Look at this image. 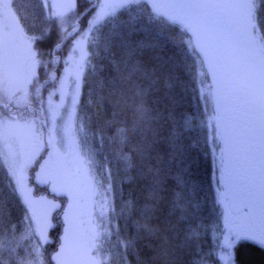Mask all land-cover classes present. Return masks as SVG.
Returning a JSON list of instances; mask_svg holds the SVG:
<instances>
[{
	"label": "snow or ice",
	"instance_id": "6c2138e0",
	"mask_svg": "<svg viewBox=\"0 0 264 264\" xmlns=\"http://www.w3.org/2000/svg\"><path fill=\"white\" fill-rule=\"evenodd\" d=\"M15 2L3 0L0 4L4 9L0 13V107L7 112V115L0 112V167L7 169L9 193L20 199L24 206L22 222L26 223V228L17 238L16 225H12L13 235L8 236L3 220L5 201L0 190V264H44L42 248L49 243L47 233L53 227L50 217L62 206L46 197L32 195V189L28 187L29 170L36 164H39L36 181L51 185L53 193L62 192L69 198L68 206L63 210L65 227L61 243L52 260L56 264H84L81 254L95 251L97 245L86 243L78 229L82 221L78 222L74 212L78 206L86 208L93 204L97 195V181L93 174L95 164L83 149L86 139L78 144L73 130L84 67L90 62L84 44L90 34L98 33L91 43L104 53L102 59L108 61L115 73L97 81V103L103 106L105 96L101 93L106 87L111 97L119 86L130 84L135 90L134 95L140 98L135 105V113L138 120L143 121L148 118V109L143 102L148 89L134 77L148 81L150 88L157 83L153 79L157 70L166 69L165 86L171 87L173 82H181V73L187 74L190 70L179 59L178 52L167 58L158 57L163 62L152 69L136 59L146 47L163 50L166 40L162 33L166 23L180 25L182 32L188 35L185 42L196 58L194 64L198 65L196 74L200 77L202 96L206 104L212 105L210 120L214 121V139L220 147L217 203L222 206L223 230L214 237L212 250L207 256L215 257L218 264H241L239 251L242 247L255 248L264 254V31L257 14V0H83L82 10L81 0H40L45 12L44 21L54 22L59 29L57 42L47 53L34 50L33 42L38 37L25 35L13 8ZM142 5H147V8ZM133 8L135 13L131 12ZM122 10L129 12L127 21L118 19ZM145 12L149 20L159 21L160 31L146 29L150 42L133 41L132 35L140 31L136 21ZM70 19L72 23H69ZM85 20L86 29L73 41L71 51L63 61L65 74L59 78V87L49 92L45 101L42 89L57 77L53 71L41 83L37 68H48L49 65L55 68L60 62L57 52L80 31V22ZM108 25L111 27L105 33L103 28ZM68 27H71L70 32ZM48 34L49 28H45L39 39ZM77 52L79 58L74 55ZM95 55L99 56V52ZM103 70L101 68L100 72ZM56 94L60 96L59 103H53L52 98ZM13 99L24 101L26 114L13 110ZM69 100L71 110L65 120L62 110H68ZM122 100L126 103L123 93L114 107L119 106ZM116 115L118 113L114 111L113 117ZM61 120H64L63 124ZM184 124L190 126L187 119ZM82 130L81 124L79 131ZM127 132L123 127L117 128L116 136L121 143L128 140ZM148 147L137 148L146 169L140 175L148 181L145 199L158 202L163 183L160 165L163 162L157 157L153 165L148 157ZM45 152L47 156L43 157ZM119 159L126 168L133 167L128 154L121 153ZM72 163L76 168L70 172ZM175 179L178 187L184 186L181 176L177 175ZM111 190L110 180L109 187L105 189L101 218L113 211L108 199ZM182 199L181 193L175 194L174 210L190 206V201L181 203ZM134 207L133 201H127L122 213H131ZM154 207V203H146L141 210L142 215L146 216ZM138 227L149 233L158 231L147 222H138ZM93 228H106V225L102 222L94 224ZM172 230L175 231L174 226ZM101 234L94 230L92 239H98ZM199 235L198 226L189 224L185 229L186 241L198 239ZM33 236L39 237L40 243L34 245L28 255L35 259L25 260L18 256V249L22 241ZM130 244L131 241L126 242L125 247ZM161 246L165 249L164 255L168 256L171 246L167 236L163 237ZM5 251L9 254L7 260L4 259ZM260 264H264V256Z\"/></svg>",
	"mask_w": 264,
	"mask_h": 264
},
{
	"label": "trees",
	"instance_id": "16d2710c",
	"mask_svg": "<svg viewBox=\"0 0 264 264\" xmlns=\"http://www.w3.org/2000/svg\"><path fill=\"white\" fill-rule=\"evenodd\" d=\"M13 6L17 14L22 15L19 19L24 32L38 37L34 41L35 45L40 52L47 53L57 42L59 29L54 22L44 21L45 12L40 0H16ZM83 6L81 0V10ZM142 7L147 8V5ZM131 12L135 13L136 9L133 8ZM257 14L262 21L261 29L264 31V0H257ZM128 18L127 10L118 13L119 20L127 21ZM80 24L82 28L87 21H81ZM110 27L111 25L104 27L103 31L107 33ZM136 27L140 31L132 35L133 41L150 42L151 38L146 29L160 31L159 21L149 20L147 12L141 14V18L136 21ZM45 28H49V34L39 39ZM81 28L80 31L84 29ZM96 35L98 33L90 34L89 40L86 41V52L89 54L90 62L85 63L84 67L75 125L78 131L81 124L83 125V130L78 135L79 142L86 139L83 147L94 153L101 172H105L107 168L108 183L111 180L113 211L108 216L105 229L106 245L109 248L107 264H218L215 257H209L207 253L212 250L214 237L223 229L222 206L217 203L220 147L217 146L218 141L214 139L210 105L205 103L198 84L196 74L198 65L194 64L196 58L191 55L185 42L188 35L182 32L180 25L166 23L162 33L166 40L163 50L146 47L137 55L136 59L152 69L163 62L157 59L158 57L167 58L178 52L179 59L190 69L187 74L181 73L179 84L173 82L171 87L165 86L166 69L157 70L153 77L157 83L150 88L148 81L134 77V80L148 89L143 97L144 105L148 109V118L143 121L138 120L135 113V105L140 98L134 95L135 90L130 84L119 86L115 95L111 97L108 96L106 87L101 93L105 96L103 106L97 103V81L111 77L115 73L108 61L102 59L104 53L92 45L91 41ZM97 52L99 56L95 55ZM57 55H60L59 64L55 68L52 65H49L50 68L41 67L42 71L49 69L50 73L55 71L56 75L60 74L62 67L65 66L63 61L66 55L63 49L59 50ZM101 68L104 69L102 72ZM122 93L126 96V103L122 100L119 106L114 107L115 102L121 99ZM90 100L92 103H89ZM114 111L118 113L115 118ZM185 119L190 122V126H185ZM109 121L114 122L109 125L107 123ZM121 127L128 130V140L125 143H121L116 136L117 128ZM145 145L150 146L147 152L153 165L156 164L157 157L163 162L160 165L163 181L161 199L158 202L145 199L148 181L140 175L142 170H146L145 161L137 153V148ZM121 153L131 157L133 167H125L124 162L119 159ZM38 167L36 164L29 170L28 184ZM177 175L185 181L183 187L177 186L175 179ZM7 182V169L0 167V190L5 201L4 226L11 237L13 235L11 226L16 225L15 236L19 238L26 228V223L22 222L25 209L20 200L9 193ZM48 186L42 184L38 189H42L50 196L52 194L56 198H65L63 195L60 196L61 193L49 191L51 185L49 188ZM32 193L37 195L38 190L33 187ZM176 193H181L183 197L181 203L190 201V206L174 210L173 200ZM127 201H133L135 207L131 213L127 211L122 213ZM146 203H154L155 207L144 216L141 210ZM61 211V208L57 209L51 216L53 227L47 233L49 243L44 244L42 248L44 264H53L51 254H54L62 234ZM138 222L139 224L147 222L158 231L149 233L139 228ZM189 224L193 227L198 226L200 233L198 239L185 240V229ZM173 226L175 231L172 230ZM165 236L169 238L171 246L168 256L164 255L165 249L161 246ZM35 238H37L35 243L39 244V237L36 236L31 238L32 242ZM128 241H131V244L125 247ZM32 242L29 239L22 241L18 249L19 257H24ZM262 256L264 254L255 248L242 247L239 251L241 264H260ZM8 257L9 254L5 251L4 259L7 260Z\"/></svg>",
	"mask_w": 264,
	"mask_h": 264
},
{
	"label": "rangeland",
	"instance_id": "374dc122",
	"mask_svg": "<svg viewBox=\"0 0 264 264\" xmlns=\"http://www.w3.org/2000/svg\"><path fill=\"white\" fill-rule=\"evenodd\" d=\"M57 2H61V0H57ZM2 3H3V0H0V4H2ZM13 8L16 11L14 6H13ZM3 11H4V9L2 7H0V13H2ZM16 13H17V11H16ZM19 17L22 18V15H20V14L18 15L17 14V20H18V23L20 24ZM71 21L73 22V20L70 19L69 23H72ZM86 27H87V24H85L84 27L82 26V28H84L83 30L78 31L76 34H74V36H72L70 38V42H68L70 45L67 44V43L64 44L62 49L65 52L66 58L68 56V53L71 51V48H72V45H73V41L76 40L77 38H79L81 32L84 31L86 29ZM67 31L70 32L71 31V27H68ZM25 35H27V34L25 33ZM28 36H33V35H28ZM33 48H34V50L40 52L38 46L35 45V42H33ZM84 50L86 52V42L84 44ZM74 55H75L76 58H79V52L75 53ZM59 57H60V55H59ZM50 67L51 66H49L48 68H50ZM64 69H65V66L62 67V70H61L60 74L56 75L57 79L55 81H53V82H51V80H50L49 83L46 85V87L44 89H42L41 95L43 96L45 101H47V99H48L49 92H52L56 88L59 87V78L62 75L65 74ZM42 70L43 69L41 67L37 68V74L39 76V79H40L41 83H43L44 80L48 79V76H49V73H50L49 69H47V71H42ZM199 80H200V77H198V84H199V87H200ZM206 82H208V81H206ZM81 84H82V81H81ZM32 91H34V89H32ZM52 99H53V103H59L60 102L59 94H56L55 96H53ZM4 102H7L6 98H4ZM67 104H68V110L67 111L62 110V116L64 117L65 120L68 117V111L71 110L70 100L67 101ZM12 105H13V110L16 113L26 114L27 110H26V108L24 106V101L23 100H19L17 102V100L13 99ZM209 105H210V108H211L210 112H211V117H212L213 109H212V105L210 103H209ZM76 110H77V108H76ZM0 112H2L5 115H7L6 110H4L2 107H0ZM63 122H64V120L60 121L61 124H63ZM212 125H214V121H212ZM73 130H74V132H76L77 143L78 144L81 143V142H79V136H78L81 133V131H78V128L75 125V117H74V120H73ZM45 139H46V137H45ZM81 139H83V137ZM83 149H84L85 152H87L89 154V156H91V158L93 159L94 164H95V168L93 170V174L95 176V180L97 181V195L93 198V200H94L93 204H89L86 208H81V207L78 206V207H76L74 209V212H75V215L77 217L78 222L82 221V223L78 224V229L81 232V234L86 238V243L89 244V245L95 244V245H97V247H96L95 251L92 252L91 254L82 253L80 258L82 259L84 264H96L97 261L99 262V264H107V257H108L109 248L106 245V240H107L106 239L107 238V236H106V232L107 231L105 230L106 228L94 229L93 225L94 224L95 225H99V224H101L103 222V224L107 226V220H108V216H109L110 212L106 213V215L103 218L100 217V213L102 211V205H103V201H104L105 189L109 187L108 172H107V168H105V172L104 171L101 172L102 169H100L97 166V161H96V159L94 157V153L89 148L83 147ZM46 156H47V152L43 153V157H46ZM43 157L41 158V162H43ZM75 168H76V164L75 163H72V164L69 165V171L70 172L74 171ZM38 170H39V167L37 168V170H35V173L33 174V177L31 179V181H29L30 184H28V187H30L31 189L34 187L35 190H38V194L37 195H33V193H32V195L34 197L39 198V197L43 196V197H46L48 200L55 201L56 203H58V204H60L62 206L61 207L62 211H61V214H60V217H61V220H62V223H63L62 234H61V236H62L63 232H64V227H65L64 217H63V210H64V208H66L68 206L69 198H68L67 195L63 194L62 192H61L60 196L63 195L65 197L64 199H62L61 197L56 198L52 194L50 196V195H48V193L44 192L42 189H38V188L42 187V184L38 183L36 181V179H35L36 172ZM219 175H220V171H219ZM36 183L38 184L37 187H36ZM100 185H103V187H101ZM46 186H48V185H46ZM49 186H48V188H49ZM49 191H51V187L49 188ZM108 199L110 201L109 207L112 208V195H111V192L108 194ZM81 212H84L85 214L81 215ZM50 220H51V217H50ZM51 223H52V221H51ZM94 230L95 231H99V232L102 233L98 237V239H95V240L92 239V233H93ZM29 240L32 242V239H29ZM33 241L34 242L29 244V247L27 248L26 254L23 257L25 260L35 259L34 256H29L28 255V253L31 252L33 246L34 245H38L37 243H35L37 241V238H35ZM60 243H61V241L59 242L54 254L58 251ZM54 254H51V257ZM53 264H56V262L54 260H53Z\"/></svg>",
	"mask_w": 264,
	"mask_h": 264
},
{
	"label": "bare ground",
	"instance_id": "6f19581e",
	"mask_svg": "<svg viewBox=\"0 0 264 264\" xmlns=\"http://www.w3.org/2000/svg\"><path fill=\"white\" fill-rule=\"evenodd\" d=\"M72 22V21H71Z\"/></svg>",
	"mask_w": 264,
	"mask_h": 264
}]
</instances>
